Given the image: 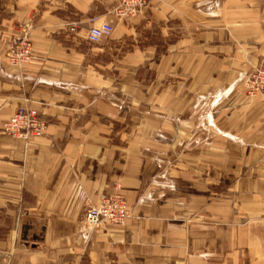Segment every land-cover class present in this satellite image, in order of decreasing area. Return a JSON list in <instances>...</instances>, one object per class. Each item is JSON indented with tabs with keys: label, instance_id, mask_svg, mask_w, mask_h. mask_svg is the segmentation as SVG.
<instances>
[{
	"label": "crops",
	"instance_id": "1",
	"mask_svg": "<svg viewBox=\"0 0 264 264\" xmlns=\"http://www.w3.org/2000/svg\"><path fill=\"white\" fill-rule=\"evenodd\" d=\"M117 4L0 0V264H264V197L206 193L252 184L240 173L264 154L242 78L264 59V0ZM93 18L114 26L96 43ZM26 31L33 58L11 63ZM18 106L43 135L2 131ZM103 193L130 217L87 229Z\"/></svg>",
	"mask_w": 264,
	"mask_h": 264
},
{
	"label": "built area",
	"instance_id": "2",
	"mask_svg": "<svg viewBox=\"0 0 264 264\" xmlns=\"http://www.w3.org/2000/svg\"><path fill=\"white\" fill-rule=\"evenodd\" d=\"M151 0H118L114 9L118 17L135 15L145 8ZM88 28L87 40L96 43L102 37L108 36L113 31L111 21L94 23ZM73 32L75 26H70ZM31 41L27 34L10 41L6 57L11 63L21 64L32 60ZM246 88L250 96L260 95L264 99V59L261 64L255 66L248 74ZM47 121L38 110L26 106H18L11 117L3 124L2 131L9 135L28 140L30 137H39L44 134ZM130 217V209L121 194L100 195L97 204L91 205L84 210L82 223L87 229L97 228L101 224H121Z\"/></svg>",
	"mask_w": 264,
	"mask_h": 264
},
{
	"label": "rangeland",
	"instance_id": "3",
	"mask_svg": "<svg viewBox=\"0 0 264 264\" xmlns=\"http://www.w3.org/2000/svg\"><path fill=\"white\" fill-rule=\"evenodd\" d=\"M249 74V73H248ZM247 75H244L243 78V86L246 94L250 96L247 92L246 88V79ZM253 98H258L262 101L264 99L260 95L250 96ZM256 165L255 168L242 170L240 173V181L242 178H249L250 182H253L249 185H235L233 181L226 178H222L220 180L217 179L214 184L211 186H207L206 193L208 197H257L262 199L264 197V154L256 155ZM210 172L208 171V175ZM214 181V180H213ZM245 181V180H244ZM107 194H119V193H107ZM126 201V200H125ZM239 210L242 209V201H239ZM130 209V208H129ZM246 220V218H245Z\"/></svg>",
	"mask_w": 264,
	"mask_h": 264
}]
</instances>
